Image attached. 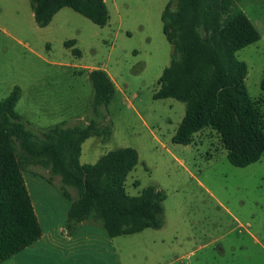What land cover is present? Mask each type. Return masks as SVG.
Returning <instances> with one entry per match:
<instances>
[{
  "label": "rangeland",
  "instance_id": "obj_1",
  "mask_svg": "<svg viewBox=\"0 0 264 264\" xmlns=\"http://www.w3.org/2000/svg\"><path fill=\"white\" fill-rule=\"evenodd\" d=\"M169 1L105 0L110 13L105 26L64 7L48 26L40 27L30 0H0V100L19 86L16 110L35 133L63 121L83 125L93 114L89 73L106 70L116 91L100 108L107 117L99 122L109 124L112 135L106 141L99 136L86 139L80 161L95 163L110 150L133 147L139 163L126 178L127 192L138 195L155 185L167 194L164 227L111 238L117 261L264 264V155L246 167L234 166L220 136L209 128L196 133L191 144L174 143L186 104L153 97L173 53L161 19ZM236 2L262 34L237 52L248 66V92L257 99L264 73V0ZM72 39L79 54L65 45ZM50 175L38 164L24 171L42 227L50 236L64 235L71 201L60 190L61 178L49 181ZM68 189L77 196L74 188ZM95 227L96 235H107L99 222ZM63 246L62 252L70 255L76 243ZM28 259L30 249L3 264Z\"/></svg>",
  "mask_w": 264,
  "mask_h": 264
},
{
  "label": "trees",
  "instance_id": "obj_2",
  "mask_svg": "<svg viewBox=\"0 0 264 264\" xmlns=\"http://www.w3.org/2000/svg\"><path fill=\"white\" fill-rule=\"evenodd\" d=\"M38 26H48L64 7L105 26L110 13L105 0H30ZM163 32L173 45L170 64L164 68L155 99L174 98L186 111L172 140L188 145L196 133L217 132L227 158L246 167L264 155V73L262 95L250 96L247 64L237 52L259 41L258 28L236 0H170L161 16ZM76 40L65 45L73 47ZM73 52L80 49L73 47ZM94 87L93 114L88 123L64 121L35 133L23 122L16 105L22 90L15 86L0 100V263L34 244L43 235L24 178L29 164H38L61 178L60 190L71 201L66 230L75 234L84 222H99L110 237L134 234L164 225L166 192L158 186L138 195L127 192L125 181L139 163L133 147L110 150L95 163L80 161L82 144L91 136L104 141L112 135L107 115L100 111L114 97L115 83L102 68L90 71ZM68 187L77 191L74 197Z\"/></svg>",
  "mask_w": 264,
  "mask_h": 264
},
{
  "label": "crops",
  "instance_id": "obj_3",
  "mask_svg": "<svg viewBox=\"0 0 264 264\" xmlns=\"http://www.w3.org/2000/svg\"><path fill=\"white\" fill-rule=\"evenodd\" d=\"M95 224L97 223L84 222L75 234H69L65 226V228L62 229L65 234L56 236H50V233L45 231L42 227L43 235L40 239L4 262L10 261L13 258H15L16 261L17 257L25 252V250L30 249L32 259L22 260L28 261L29 264H121L117 261V248L111 244V238L113 237H110L108 233L107 235H96ZM165 224L166 222L164 218V225L162 227H164ZM145 230L138 233H142ZM81 232H84V235H80ZM97 240L101 241V243H98ZM65 242L76 243V248L70 255H65V253L62 252L64 250L63 244ZM59 251L61 252L58 253ZM22 261L19 264H24ZM4 262L0 264H3Z\"/></svg>",
  "mask_w": 264,
  "mask_h": 264
}]
</instances>
